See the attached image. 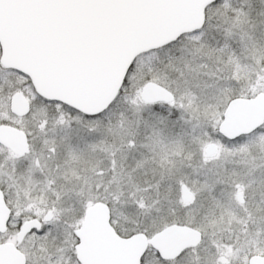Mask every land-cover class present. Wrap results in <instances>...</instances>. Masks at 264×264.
Masks as SVG:
<instances>
[{"label":"snow or ice","instance_id":"1","mask_svg":"<svg viewBox=\"0 0 264 264\" xmlns=\"http://www.w3.org/2000/svg\"><path fill=\"white\" fill-rule=\"evenodd\" d=\"M0 264H264V0H0Z\"/></svg>","mask_w":264,"mask_h":264}]
</instances>
